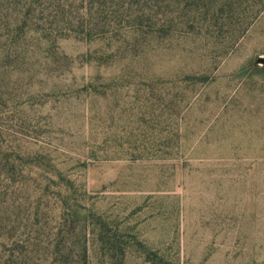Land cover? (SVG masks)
<instances>
[{
    "label": "rangeland",
    "instance_id": "374dc122",
    "mask_svg": "<svg viewBox=\"0 0 264 264\" xmlns=\"http://www.w3.org/2000/svg\"><path fill=\"white\" fill-rule=\"evenodd\" d=\"M263 8L1 67L0 184L26 185L49 241L71 246L53 259L264 264Z\"/></svg>",
    "mask_w": 264,
    "mask_h": 264
},
{
    "label": "trees",
    "instance_id": "16d2710c",
    "mask_svg": "<svg viewBox=\"0 0 264 264\" xmlns=\"http://www.w3.org/2000/svg\"><path fill=\"white\" fill-rule=\"evenodd\" d=\"M239 6L240 0H0V80L2 66L32 64L33 57H22L25 48L50 52L62 40L114 41L127 34L172 39L179 30L201 24V14L239 13ZM214 22L210 19L208 26ZM8 182L0 184V264H72L53 259L71 246L63 238L55 246L49 241L48 222L41 220L47 216L31 202L30 189L22 184L27 191L16 190ZM79 250L81 263L87 264L88 251Z\"/></svg>",
    "mask_w": 264,
    "mask_h": 264
}]
</instances>
